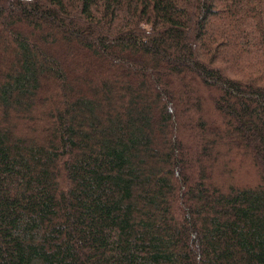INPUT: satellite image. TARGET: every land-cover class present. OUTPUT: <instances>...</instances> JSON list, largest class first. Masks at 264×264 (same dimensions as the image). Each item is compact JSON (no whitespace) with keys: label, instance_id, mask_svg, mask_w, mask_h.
I'll list each match as a JSON object with an SVG mask.
<instances>
[{"label":"trees","instance_id":"trees-1","mask_svg":"<svg viewBox=\"0 0 264 264\" xmlns=\"http://www.w3.org/2000/svg\"><path fill=\"white\" fill-rule=\"evenodd\" d=\"M0 264H264V0H0Z\"/></svg>","mask_w":264,"mask_h":264},{"label":"rangeland","instance_id":"rangeland-1","mask_svg":"<svg viewBox=\"0 0 264 264\" xmlns=\"http://www.w3.org/2000/svg\"><path fill=\"white\" fill-rule=\"evenodd\" d=\"M251 171L252 170L249 167H242L234 176L235 184L242 185L244 187H252L256 179Z\"/></svg>","mask_w":264,"mask_h":264}]
</instances>
